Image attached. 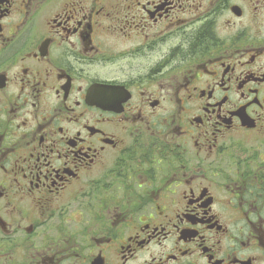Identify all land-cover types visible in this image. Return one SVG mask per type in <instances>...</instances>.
Returning a JSON list of instances; mask_svg holds the SVG:
<instances>
[{
  "label": "flooded vegetation",
  "instance_id": "1",
  "mask_svg": "<svg viewBox=\"0 0 264 264\" xmlns=\"http://www.w3.org/2000/svg\"><path fill=\"white\" fill-rule=\"evenodd\" d=\"M0 264H264V0H0Z\"/></svg>",
  "mask_w": 264,
  "mask_h": 264
}]
</instances>
